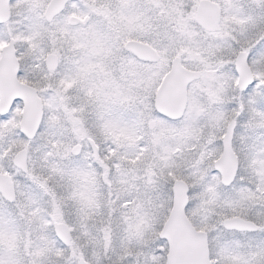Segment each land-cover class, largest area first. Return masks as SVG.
Returning a JSON list of instances; mask_svg holds the SVG:
<instances>
[{
  "label": "snow or ice",
  "instance_id": "1",
  "mask_svg": "<svg viewBox=\"0 0 264 264\" xmlns=\"http://www.w3.org/2000/svg\"><path fill=\"white\" fill-rule=\"evenodd\" d=\"M0 264H264V0H0Z\"/></svg>",
  "mask_w": 264,
  "mask_h": 264
}]
</instances>
